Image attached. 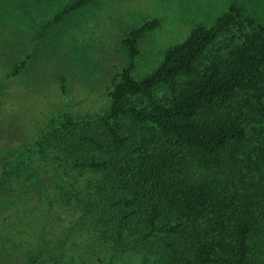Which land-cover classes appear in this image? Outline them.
Wrapping results in <instances>:
<instances>
[{"label":"trees","instance_id":"obj_1","mask_svg":"<svg viewBox=\"0 0 264 264\" xmlns=\"http://www.w3.org/2000/svg\"><path fill=\"white\" fill-rule=\"evenodd\" d=\"M99 1H70L37 38ZM216 1L213 24L195 25L139 79L140 39L162 19L131 28L108 109L54 117L29 147L1 156L0 189L36 158L75 175L51 189L104 250L142 264H264V0Z\"/></svg>","mask_w":264,"mask_h":264},{"label":"rangeland","instance_id":"obj_2","mask_svg":"<svg viewBox=\"0 0 264 264\" xmlns=\"http://www.w3.org/2000/svg\"><path fill=\"white\" fill-rule=\"evenodd\" d=\"M70 1L0 0V157L29 147L54 117L106 111L108 83L126 64L121 41L142 19L159 17L162 27L140 39L135 79L156 69L167 46L223 12L216 0H102L37 38ZM219 41L216 48L227 43ZM34 161L0 189V264H27L39 252V264H55V258L58 264H142L141 256L104 250L85 233L80 210L51 189L61 174L49 162ZM61 176L60 182L75 180Z\"/></svg>","mask_w":264,"mask_h":264}]
</instances>
